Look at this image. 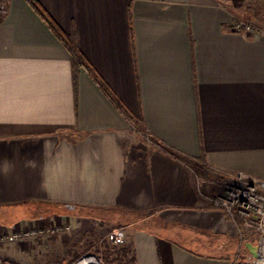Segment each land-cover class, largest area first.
<instances>
[{
    "label": "crops",
    "instance_id": "crops-1",
    "mask_svg": "<svg viewBox=\"0 0 264 264\" xmlns=\"http://www.w3.org/2000/svg\"><path fill=\"white\" fill-rule=\"evenodd\" d=\"M4 1L0 213H128L135 264H236L154 225L241 240L212 199L229 176L264 184V0H37L89 65L76 81L30 0ZM64 242L0 246V264Z\"/></svg>",
    "mask_w": 264,
    "mask_h": 264
},
{
    "label": "rangeland",
    "instance_id": "rangeland-1",
    "mask_svg": "<svg viewBox=\"0 0 264 264\" xmlns=\"http://www.w3.org/2000/svg\"><path fill=\"white\" fill-rule=\"evenodd\" d=\"M131 125L132 131H138V126L134 122H132ZM192 166L196 174H203V170L197 164H192ZM225 181H227V179L223 178L221 181L222 185H220V182L217 186L215 185V187H217V192H219L218 194L222 192L223 183ZM39 211L40 213L35 216L33 215L35 213H30L29 215L28 212H16V215L9 217L10 219L3 213H0V223L5 222L4 224L9 230V234H14L21 230L44 229L52 223L50 219H42L41 217L43 215H51L53 211L49 209L42 211L39 209ZM54 214L58 216V220L54 219L53 222L62 225L70 224L69 219L66 217L72 216L70 219L72 223L70 225L74 226H72V230L68 233L55 235L51 238L14 243H0V246H3L4 251H8V253H13L11 250L14 249L17 250L14 251V253H20L23 251V248L29 247V243L31 244V242L46 241L49 242L50 245H53L57 240L66 238L67 242H64V244L66 243L65 246L63 245L60 248L54 246L45 249L44 246L42 247L40 244L37 245V243H34L35 245L32 246L33 248L35 246V248H40L39 246H41L37 253L33 252L34 256L26 257V261L23 259H13L9 261L10 264H74L79 259L88 255L97 256L102 264H131L130 261L132 259V254L129 253L124 257L121 253L123 248L131 249L124 227H126L128 224H125L132 219H130L125 213L104 212L86 218L80 216V211L75 209L69 211V213H58L57 211L54 212ZM63 214H65L66 217H62ZM120 217L122 218L121 221ZM82 219L87 220L83 221ZM118 222H121L122 225L118 224ZM154 227V229H158L160 226L155 224ZM118 228L124 229L126 235L124 242L119 245L111 243L107 238L111 231ZM196 232L189 229H183L182 227L181 229L174 228L172 230V234L176 236L179 243L208 255H215L217 253L219 256L231 257L235 260L236 264L255 263L251 256L244 255L245 239H247L248 242L259 246L261 254L264 255V233L261 234V231L259 232L257 229L247 231L244 234L245 237L242 238L241 236V240L237 242H231L228 239L214 238L208 234ZM216 246L218 247V250H216Z\"/></svg>",
    "mask_w": 264,
    "mask_h": 264
},
{
    "label": "built area",
    "instance_id": "built-area-1",
    "mask_svg": "<svg viewBox=\"0 0 264 264\" xmlns=\"http://www.w3.org/2000/svg\"><path fill=\"white\" fill-rule=\"evenodd\" d=\"M6 11L5 1L0 0V21L5 16ZM235 31L252 33L255 29L247 24L236 23ZM226 179L227 181L223 183L222 192L212 199L215 208L222 210L230 218L237 227L240 237L245 236L244 234L247 231H252V229L261 231V234L264 233V184L241 173ZM71 230L70 224L52 223L44 229L21 230L14 234H2L0 235V243L51 238ZM125 236L124 229L118 228L111 231L107 238L111 243L119 245L124 242ZM255 263L257 264L256 261ZM74 264H102V262L97 256L88 255Z\"/></svg>",
    "mask_w": 264,
    "mask_h": 264
},
{
    "label": "trees",
    "instance_id": "trees-1",
    "mask_svg": "<svg viewBox=\"0 0 264 264\" xmlns=\"http://www.w3.org/2000/svg\"><path fill=\"white\" fill-rule=\"evenodd\" d=\"M30 2L37 9V11L40 13V15L48 22V24L50 25L52 30L58 35V37L64 42L66 47L69 49V51L71 53V57H72V67H73V72H74V79L76 81L80 69L84 68V69L89 70V65L86 62L85 57L82 55V53L78 49L74 36L64 33L60 29V27H58V25L54 22V20L40 7V5L38 4L37 0H30ZM101 86L104 89H107L103 83H101ZM116 103L119 104V101L116 100ZM78 211H80V213H81L80 216L86 217V218L91 217L93 215H96L97 213H104L102 211L83 210V209H79ZM125 214L128 217H130V219H134V217L132 215H130L128 213H125ZM121 219L122 218L120 217V221H121ZM130 222H131V220L128 221V223H130ZM128 223H126L125 225H127ZM158 223H159L158 225L160 227H158L157 230H160V229L161 230H165L166 229L168 232H172V230L174 229V227L171 226V225L164 224V223H162L160 221ZM118 224L122 225L121 222H118ZM216 250H218V247H217ZM121 253H122V255L124 257L127 256L129 253H131L132 254V259H131L130 263L131 264H135V256H134L132 247H131V249L123 248ZM244 255L250 256V254H249V252H248V250L246 249L245 246H244ZM214 256H219V254L216 253ZM227 258H229V257H227Z\"/></svg>",
    "mask_w": 264,
    "mask_h": 264
},
{
    "label": "water",
    "instance_id": "water-1",
    "mask_svg": "<svg viewBox=\"0 0 264 264\" xmlns=\"http://www.w3.org/2000/svg\"><path fill=\"white\" fill-rule=\"evenodd\" d=\"M245 247L248 250L251 258L257 262L261 256L260 247L257 245H254L250 242L245 243ZM257 264H259V263L257 262Z\"/></svg>",
    "mask_w": 264,
    "mask_h": 264
},
{
    "label": "bare ground",
    "instance_id": "bare-ground-1",
    "mask_svg": "<svg viewBox=\"0 0 264 264\" xmlns=\"http://www.w3.org/2000/svg\"><path fill=\"white\" fill-rule=\"evenodd\" d=\"M259 264H264V255L261 254L260 259L258 260Z\"/></svg>",
    "mask_w": 264,
    "mask_h": 264
}]
</instances>
